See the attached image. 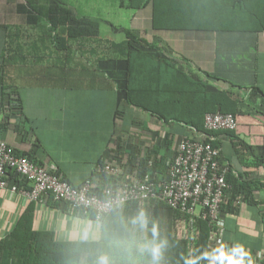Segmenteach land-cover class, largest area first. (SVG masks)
I'll return each instance as SVG.
<instances>
[{
	"label": "crops",
	"instance_id": "obj_1",
	"mask_svg": "<svg viewBox=\"0 0 264 264\" xmlns=\"http://www.w3.org/2000/svg\"><path fill=\"white\" fill-rule=\"evenodd\" d=\"M129 4L130 0H0V77L15 89L20 102L17 107L12 102L7 106V98L0 96V142L17 154L29 155L38 166L53 167L61 180L74 187L93 177L101 160L126 161L128 144L133 147L132 154L143 155L149 150L166 162L172 160L175 144L195 130L181 123L164 124L135 109H117L115 82L96 73L89 77L103 49L108 48L107 41L122 42L121 29H128L155 45L162 57L207 88L237 96L242 102L237 108L233 136L251 147L255 155H263L264 31H157L152 27L149 2L138 10ZM53 6H64L81 22L82 30L95 27L98 33V38L79 41L76 48L72 47L68 63L79 72L69 78L72 83L56 82L55 78L43 82L41 76L37 80L48 70L55 77L57 69L53 65L66 56L53 52L47 36L37 28L46 25L47 10ZM35 22L40 24L33 28ZM231 141L227 133L215 136L221 159L254 182V202H264V167H257L253 158L237 147L236 154ZM13 186L7 183L0 190V241L12 232L29 206L33 232L51 234L56 243L96 244L104 231L106 238L122 236L121 243L126 245L124 225L139 212H113L85 241L81 238L83 231L96 224L93 220L75 216L69 207L64 210L53 206L50 197L32 202L11 193ZM263 208L242 202L237 215L225 216L224 240L249 251L264 252V218L259 214ZM148 231L149 225L133 229L131 240ZM133 261L143 264L138 259Z\"/></svg>",
	"mask_w": 264,
	"mask_h": 264
},
{
	"label": "trees",
	"instance_id": "obj_2",
	"mask_svg": "<svg viewBox=\"0 0 264 264\" xmlns=\"http://www.w3.org/2000/svg\"><path fill=\"white\" fill-rule=\"evenodd\" d=\"M148 2L153 11L152 27L157 31L241 33L264 31V0H130L129 6L138 10L145 7ZM80 23L64 6H53L47 10L44 22L46 25L42 24V28H39L37 24L40 23L32 24L33 28L36 26L38 31L47 36L48 45L52 46L53 52H64L66 55L63 60L56 61L58 64L53 65L57 69L54 71L55 77L51 76L48 70L47 73L39 75L37 80L41 76L43 82L46 80L51 82L55 78L56 82L65 80L72 83L70 79L75 77L74 74L79 75V72L68 63L74 49L73 44L98 38L95 27L89 31L82 30L79 27ZM120 34L123 41L120 43L107 41L108 48L103 49L101 57L90 69L89 75V77H92L93 73L105 75L115 82L118 89L117 109L119 107L135 109L164 124L181 123L199 134H207L208 138H211L209 143L217 150L215 136L227 133L232 138L231 144L236 154L239 148L253 158L257 167H264V154L255 155L251 147L233 136L236 130L206 132L204 129L206 115L229 114L237 121V108L242 102L237 96L227 91L207 88L203 82L177 68L173 61L162 57L155 45L145 42L130 30L121 29ZM92 48L90 45L89 50ZM12 61L10 57L9 62ZM82 68L85 72L88 71L86 66ZM74 83L73 86L76 85ZM253 90L258 92L256 89ZM0 96L7 98V106H10V102L15 107L20 103L15 89L6 83L4 77H0ZM127 148L130 153L125 152L128 158L124 165L128 175L136 174L139 178H144L148 174L150 181L156 183L168 180L171 160L166 162L165 159L151 154L149 150L144 151L143 155L139 153L135 155L132 154L133 147L130 144ZM17 155L25 156L31 161L29 155L19 153ZM118 160L123 162L122 159ZM218 163L222 168L227 167L225 174L228 186L225 193L227 203L220 208L223 216L237 215L240 209L238 203L242 202L264 206V202H254V182L252 184L247 177L236 172L229 163L221 159L220 153ZM56 176L58 177L57 174ZM6 181L17 189L20 187L28 191L30 189L28 182L15 173H7ZM50 199L53 206L67 210L66 203L55 201L52 197ZM122 209L128 211L143 209L149 215L148 233L131 240L134 242L130 245L134 249L132 260L138 259L143 264H206L211 250L216 247L208 241L211 231L209 223L201 220L196 223L198 226L196 242L187 244L176 239L174 233L178 226L186 225L187 217L179 211L170 209L162 201L157 199L137 201L120 207L119 211ZM112 213L113 211L104 216L103 222ZM74 214L80 218L87 217L90 220L94 218L93 214L85 215L82 211H75ZM259 214L264 218V208ZM31 220L32 208L28 206L12 232L0 241V264H95L96 258L102 254L111 256L118 264H125L128 259V254L124 250L125 244L121 243L122 236L115 238L109 235V238H106L103 231L101 240L96 244H61L56 243L51 234L33 232ZM153 225H156L155 230ZM162 242L166 243L160 248L158 256L154 257L153 248Z\"/></svg>",
	"mask_w": 264,
	"mask_h": 264
},
{
	"label": "built area",
	"instance_id": "obj_3",
	"mask_svg": "<svg viewBox=\"0 0 264 264\" xmlns=\"http://www.w3.org/2000/svg\"><path fill=\"white\" fill-rule=\"evenodd\" d=\"M236 128L237 121L232 115L205 116L206 132L235 131ZM209 139L207 134L193 131L190 137L175 144L166 182H151L148 174L144 178L128 175L125 161L114 158L102 160L94 176L79 187L57 177L53 167L38 166L0 142V190L6 188L7 173H15L28 182L30 189L19 190L13 186L11 193H19L32 202L52 197L66 203L73 212L93 214L95 223L99 216L104 217L112 211L114 203L124 206L157 199L187 217L186 225L177 227L176 239L187 244L196 242L197 221L208 222L211 228L208 241L216 247L211 250L206 264H233V260L239 258V253L234 251L238 246L224 240L225 216L220 212L221 206L227 203V167L222 168L218 163L219 152L211 146ZM243 250L249 253L254 264H264V252ZM244 259L247 261L249 257Z\"/></svg>",
	"mask_w": 264,
	"mask_h": 264
},
{
	"label": "clouds",
	"instance_id": "obj_4",
	"mask_svg": "<svg viewBox=\"0 0 264 264\" xmlns=\"http://www.w3.org/2000/svg\"><path fill=\"white\" fill-rule=\"evenodd\" d=\"M122 205L119 203H114L111 205V210L114 213L119 212V208ZM103 215L99 216L97 218L95 225H89L87 226L82 234V240H89L94 235V227H98L103 222ZM149 217L147 215V212L143 209H141L134 217L131 218L130 221L127 222V224L124 225V231L127 236V243L125 245V252L128 254V259L126 260L125 264H134V261L131 259L132 255L134 254V249L130 246L131 245V239L133 234V229L140 228L144 229L147 228L149 225ZM156 229V225H153V230ZM164 243L162 242L160 245H157L153 248V255L154 257H157L160 251V248L164 246ZM235 252L239 253V258L233 260V264H254L253 260L251 259L249 253L245 252L243 250L242 246H238L235 250ZM249 257V259L246 261L244 258ZM95 264H115V261L112 259L111 256L107 254L99 255L96 260Z\"/></svg>",
	"mask_w": 264,
	"mask_h": 264
},
{
	"label": "rangeland",
	"instance_id": "obj_5",
	"mask_svg": "<svg viewBox=\"0 0 264 264\" xmlns=\"http://www.w3.org/2000/svg\"><path fill=\"white\" fill-rule=\"evenodd\" d=\"M73 47H77V44H73ZM86 53V51L83 53V54H85ZM80 54V53H79ZM46 56V55H45ZM92 58V57H91ZM88 59V58H87ZM89 61V60H88ZM30 62L32 63L33 62V58H32V56H30Z\"/></svg>",
	"mask_w": 264,
	"mask_h": 264
}]
</instances>
